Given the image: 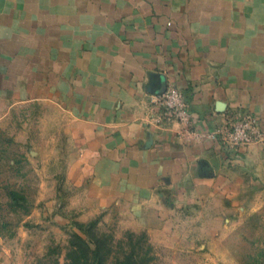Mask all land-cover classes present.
Returning <instances> with one entry per match:
<instances>
[{"label": "crops", "instance_id": "1", "mask_svg": "<svg viewBox=\"0 0 264 264\" xmlns=\"http://www.w3.org/2000/svg\"><path fill=\"white\" fill-rule=\"evenodd\" d=\"M171 86L188 121L153 103ZM32 102L67 116V170L40 210L56 221L117 204L151 220L200 190L234 195L253 146L235 157L212 134L240 111L264 130V0H0V120Z\"/></svg>", "mask_w": 264, "mask_h": 264}, {"label": "rangeland", "instance_id": "2", "mask_svg": "<svg viewBox=\"0 0 264 264\" xmlns=\"http://www.w3.org/2000/svg\"><path fill=\"white\" fill-rule=\"evenodd\" d=\"M243 145L253 147L234 195L200 190L151 220L117 204L61 223L40 210L67 170L66 113L51 102L8 105L0 120V228L12 264H88L94 255L79 235L93 248L97 239L103 264L129 255L134 264H264V139ZM241 146L227 148L241 157Z\"/></svg>", "mask_w": 264, "mask_h": 264}, {"label": "built area", "instance_id": "3", "mask_svg": "<svg viewBox=\"0 0 264 264\" xmlns=\"http://www.w3.org/2000/svg\"><path fill=\"white\" fill-rule=\"evenodd\" d=\"M153 103L162 119L188 121L190 106L184 92L177 86L167 87L155 96ZM227 147H235L264 139L260 120L249 111L230 113L225 122L212 134Z\"/></svg>", "mask_w": 264, "mask_h": 264}, {"label": "trees", "instance_id": "4", "mask_svg": "<svg viewBox=\"0 0 264 264\" xmlns=\"http://www.w3.org/2000/svg\"><path fill=\"white\" fill-rule=\"evenodd\" d=\"M79 238L80 240L82 241V244L84 245L85 249L87 251H89L90 253H92L94 255V258L91 259L89 256H88V253H87V260L89 261L88 264H103V260L101 258H98L99 256V251H100V244L99 242L97 241V239L95 240V243H96V246L93 248L91 246V244H89V242L84 238L82 237V235H79ZM86 251V252H87ZM121 264H134V260H133V257L132 255H129V256H126L122 261H121Z\"/></svg>", "mask_w": 264, "mask_h": 264}, {"label": "water", "instance_id": "5", "mask_svg": "<svg viewBox=\"0 0 264 264\" xmlns=\"http://www.w3.org/2000/svg\"><path fill=\"white\" fill-rule=\"evenodd\" d=\"M166 90V88H164L161 92H164Z\"/></svg>", "mask_w": 264, "mask_h": 264}]
</instances>
